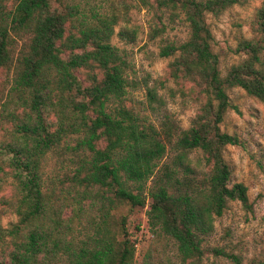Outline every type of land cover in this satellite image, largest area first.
Masks as SVG:
<instances>
[{"label":"trees","instance_id":"1","mask_svg":"<svg viewBox=\"0 0 264 264\" xmlns=\"http://www.w3.org/2000/svg\"><path fill=\"white\" fill-rule=\"evenodd\" d=\"M247 1L136 0L152 11L148 39L163 32L162 11L187 23L184 41L158 48L170 57L166 79L195 105L179 129L167 118L155 126L125 104L127 59L110 42L126 17L124 0L107 11L74 0H0V71L10 64L11 36H28L13 67L20 117L0 141V189L10 179L9 194L0 195V264H133L126 218L147 198L148 226L171 239L178 264H201L207 252L264 264L203 246L228 201L248 205L246 187L230 182L222 154L238 139L219 123L232 88L264 107V0L254 8L250 35L236 44L243 57L223 74L206 15ZM116 35L132 41L135 32L120 27ZM146 99L149 107L161 101L152 87ZM62 147L67 160L47 178L46 156ZM6 212L15 219L2 225ZM148 257L142 264H151Z\"/></svg>","mask_w":264,"mask_h":264},{"label":"rangeland","instance_id":"2","mask_svg":"<svg viewBox=\"0 0 264 264\" xmlns=\"http://www.w3.org/2000/svg\"><path fill=\"white\" fill-rule=\"evenodd\" d=\"M81 7H95L99 11L111 7L121 9L123 0H74ZM127 13L114 28L110 42L124 50L127 59L125 104L133 111L146 116L155 126L167 118L179 129L189 125L195 112V105L187 96H182L170 79L165 77L166 63L170 57H160L158 48L167 42L178 44L188 36L187 23L182 14H168L162 11L160 21L164 29L153 39L147 34L152 25V11L139 6L136 0H124ZM259 0H249L241 5H232L222 12L206 15V22L212 35L211 47L218 57L220 73L238 62L243 55L236 53L240 38L250 35L249 22ZM86 10V9H85ZM128 27L135 32L134 39L120 38L116 32ZM28 36H11L9 44L10 64L0 71V141L14 132L19 120V96L13 86L14 61L18 51L25 47ZM152 87L160 102L148 106L146 88ZM229 107L219 128L234 134L238 144L226 145L223 158L230 170V182H241L246 187L247 206L237 201H228L222 214L212 222V231L203 238L205 248H217L237 255L242 262L251 258L264 259V107L255 98L240 88L228 91ZM68 151L61 148L58 154H48L44 167L47 178L55 179L66 162ZM7 178L0 195L9 194ZM150 179L146 182V189ZM146 205L135 208L126 218V229L134 243L133 264L146 261L151 264H178L174 245L168 237L155 233L147 223ZM93 212L91 211L90 214ZM15 217L7 212L1 215L5 225ZM90 232V231H89ZM201 264H234L231 259L211 252L203 255Z\"/></svg>","mask_w":264,"mask_h":264}]
</instances>
